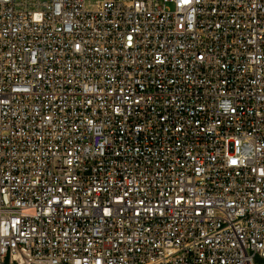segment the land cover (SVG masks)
Here are the masks:
<instances>
[{
  "label": "built area",
  "instance_id": "obj_1",
  "mask_svg": "<svg viewBox=\"0 0 264 264\" xmlns=\"http://www.w3.org/2000/svg\"><path fill=\"white\" fill-rule=\"evenodd\" d=\"M0 264H264V0H0Z\"/></svg>",
  "mask_w": 264,
  "mask_h": 264
},
{
  "label": "rangeland",
  "instance_id": "obj_2",
  "mask_svg": "<svg viewBox=\"0 0 264 264\" xmlns=\"http://www.w3.org/2000/svg\"><path fill=\"white\" fill-rule=\"evenodd\" d=\"M91 2H93V0H91ZM258 261H260V260H258Z\"/></svg>",
  "mask_w": 264,
  "mask_h": 264
}]
</instances>
